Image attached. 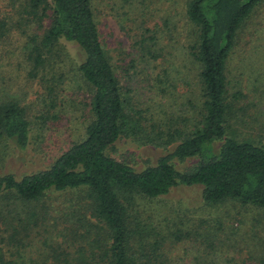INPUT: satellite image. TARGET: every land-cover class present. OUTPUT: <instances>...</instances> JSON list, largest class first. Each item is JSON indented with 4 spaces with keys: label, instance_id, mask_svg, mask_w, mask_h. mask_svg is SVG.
Wrapping results in <instances>:
<instances>
[{
    "label": "trees",
    "instance_id": "trees-1",
    "mask_svg": "<svg viewBox=\"0 0 264 264\" xmlns=\"http://www.w3.org/2000/svg\"><path fill=\"white\" fill-rule=\"evenodd\" d=\"M263 5L0 0V165L11 147L28 150L31 119L44 128L68 95L85 87L92 97L82 138L50 166L0 174V264H264V124L254 126L264 123V46H251L264 44L257 19ZM107 10L129 40L117 63L101 28ZM170 51L197 68L200 106L189 98L179 102L183 71H151ZM234 59L254 63L244 86L230 78ZM16 76L27 82L17 90L8 81ZM170 81L176 91L167 93ZM133 83L146 105L167 93L160 108L170 118L150 132L149 108L138 107ZM26 87L29 97L37 89L36 104ZM123 139L170 148L153 165L137 168L108 153ZM186 161L196 164L180 171L176 163ZM180 187L200 189L196 213L231 204L235 216L180 219L176 227L167 205L153 207L152 216L130 215L138 197L169 199ZM55 195L65 202H54ZM184 239L204 250L192 262L166 251Z\"/></svg>",
    "mask_w": 264,
    "mask_h": 264
},
{
    "label": "rangeland",
    "instance_id": "rangeland-1",
    "mask_svg": "<svg viewBox=\"0 0 264 264\" xmlns=\"http://www.w3.org/2000/svg\"><path fill=\"white\" fill-rule=\"evenodd\" d=\"M110 10V9H109ZM105 12V15L102 16V32L103 37L106 41V48L109 50V53L111 52L114 56V61L117 63V58L119 57L120 53H122L123 50L128 48L129 40L127 32H125L120 25H118L115 22V19ZM260 14L262 16L264 15V5L262 6V9L259 10ZM258 21L263 20L264 24V16L261 18H257ZM190 33V31L188 30ZM188 32L185 37H182L180 40L182 42L185 41V38L188 40ZM264 32V25L260 29V33ZM261 37H264V34L261 35ZM262 41H257L256 43L252 44V47L264 46ZM264 42V41H263ZM250 46V47H251ZM255 49V48H254ZM254 49H250L253 51ZM114 50V51H111ZM171 55H167L166 60L162 59V63L158 61V63L152 64L150 67H152V72L154 73V76L158 75V73H162L163 71L173 70L174 68L179 69L183 71V75L181 76V79L179 81L180 84H177V94L181 95L180 103H185L186 100L189 98L192 101H194L198 106L201 104V100H199V87L197 84V78H198V70L195 67V65H191L190 63H186V61H182V59L177 60L173 57V51H170ZM175 53H177L175 51ZM178 54V53H177ZM179 55V54H178ZM123 56V55H122ZM254 61V60H252ZM189 62V61H188ZM255 62V61H254ZM238 61L234 59L231 62V66L229 68L230 70V78L233 80H238L241 85L244 86L245 83H247L249 79L250 73H252V70L254 69V63L249 64L247 66L242 64H237ZM175 64V65H174ZM190 64V65H189ZM251 71V72H250ZM134 72H131V74ZM244 73V74H243ZM17 74V72L12 73ZM12 75H9L8 78H10ZM15 76V75H14ZM140 76L137 77L139 79ZM156 80V77H154L153 81ZM9 83L13 88L17 90L18 86H25L26 81L16 76L15 78H12ZM177 81V79H176ZM8 83V82H7ZM136 83V82H135ZM172 84H175L174 81H170L169 83V90H167V93L172 91H176L172 86ZM126 84L128 82L126 81ZM30 86V84L28 85ZM134 88L133 98L135 101H138L142 104L138 106L140 109L147 110L149 108V111L145 114L148 116L149 121L147 122V126L149 128V132L153 129V123L159 126L160 121H164L165 118L169 120L170 117H164L161 114V108L160 106H163V103L166 104V102L160 98L164 95L160 94L158 95L159 98H155L154 100H157V103H148L146 105L145 102H143L144 95L142 94V89H135L137 86L133 83L132 84ZM35 88L38 89L37 86ZM30 88L26 87V90L23 91V93L29 98L30 102H33L36 104L35 100L36 97V91L37 89H33V91L30 94H28ZM82 91L73 92L72 95H68V100L64 102V104L60 105L55 115H51L54 119H50L46 125V127L41 128L38 124L39 118L31 119L33 121V127H32V141L30 143V146L28 150L24 153L18 152L16 149L10 148L7 158L4 161L3 164L0 165V174H6V173H29L32 171H36L42 168H46L50 166L56 158H58L64 151H66L74 142L78 141L80 138H82L83 134L85 133V129L89 122L91 121V114H90V108L86 105L87 102L91 101V95L87 92V88H83ZM165 97V96H164ZM173 100V98L171 97ZM140 100V101H139ZM169 101L170 99L167 98ZM137 102V103H138ZM28 103V104H29ZM32 103V104H33ZM150 106V107H148ZM178 108V107H177ZM184 108V107H183ZM190 111L189 114H194V110L192 108H184V113ZM198 111V110H197ZM44 112V111H43ZM42 113H38L39 116H41ZM197 114V112H196ZM151 118L153 120H151ZM262 119L260 121H257L254 126L260 127L262 126L261 123ZM264 131V128H263ZM160 132V131H158ZM149 145L144 147H139L137 143L132 141V139H123L121 140L115 147L109 149L108 153L109 155L124 161L128 162L129 164L140 168V167H146L153 165L156 160L168 152V149L170 147H157L156 145H153L152 143H148ZM195 161H186L181 163H176V167L180 171H186L188 169H191L195 166ZM200 195V189L199 188H176L173 193L168 197L169 199H145V198H137V201L130 207L129 213L130 215L139 214L145 217V214L152 216L153 215V207H157L159 209L160 205H167L166 213L170 214V217L175 222V226L178 227V223L180 222V219L187 221L196 220L198 218H213L216 217L219 218H227L229 216H235L233 213L237 211V209L232 206L231 204L228 206H219L218 208H210L206 207L204 214L196 213L198 211L197 208V201L199 199ZM54 202L56 203H63L65 202V199L62 197H59L55 195L53 197ZM196 206V207H195ZM177 210V213L175 214V211ZM253 215V212L248 213L245 215L246 218L251 217ZM235 221V219H233ZM173 226V224H172ZM173 226V228H176ZM192 240H183L181 242H174L175 244H168L166 246V251L171 252L174 254L176 259H180L181 257L183 259H186V263L192 262L191 259L194 258L195 255L202 254L204 250L201 248V251H199V247L196 246ZM194 241V240H193ZM206 249V248H205ZM205 253H207L205 251ZM192 256V257H191ZM191 257V258H190ZM207 254H205V259L207 258ZM211 259V258H210ZM206 264V263H205Z\"/></svg>",
    "mask_w": 264,
    "mask_h": 264
}]
</instances>
